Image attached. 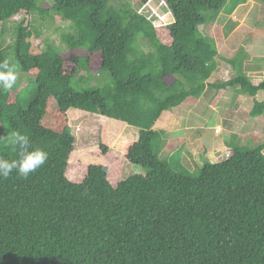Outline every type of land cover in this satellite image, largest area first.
Instances as JSON below:
<instances>
[{
  "label": "trees",
  "instance_id": "1",
  "mask_svg": "<svg viewBox=\"0 0 264 264\" xmlns=\"http://www.w3.org/2000/svg\"><path fill=\"white\" fill-rule=\"evenodd\" d=\"M40 1L0 0L2 24L24 16L11 43L0 27V60L11 52L30 78L24 88L35 86L28 101L17 83L0 91V135L19 129L49 153L27 180L15 173L0 180V264H264V143L248 147L231 137L228 157L203 162L194 175L179 151L159 158L164 131L154 127L163 112L207 88L238 87L253 99L248 115L264 113V94L256 96L264 80L207 81L219 52L200 26L213 23L227 0H163L174 19L166 41L139 11L144 0L118 8L109 0ZM35 13L69 23L61 34L67 53L46 40L43 50L32 44ZM80 70L108 73L111 83L78 89ZM82 114L103 120L106 143L108 129H137L116 170L102 144L76 162L70 121ZM0 154L16 156L3 144ZM122 160L140 172L120 179Z\"/></svg>",
  "mask_w": 264,
  "mask_h": 264
},
{
  "label": "rangeland",
  "instance_id": "2",
  "mask_svg": "<svg viewBox=\"0 0 264 264\" xmlns=\"http://www.w3.org/2000/svg\"><path fill=\"white\" fill-rule=\"evenodd\" d=\"M127 1L129 0H109V3L113 7L118 8L120 4ZM144 1L139 11L145 13V15L151 19L153 26L160 29L159 38L162 41H166L167 33L164 31V27L174 21L173 16L160 0ZM240 1L242 0H227L222 10L219 12L218 16L220 18L216 25L209 23L205 26H200L201 32L216 41L219 52L218 58H216L217 68L207 80L208 82L225 81L239 74H245L255 85H258L260 81L264 80V71H261L264 70V17L262 16V19L259 18L258 20V22L260 21V23L257 24L258 31L249 30L246 32L247 27H244L243 23L236 22L232 17L230 18V24L227 25V19L229 17L226 16L224 12L230 13L232 9L235 10L238 5L237 3ZM49 2L50 0H41L39 5L48 7ZM262 2V7H260L259 10H261V13H264V0ZM161 7L165 8L161 9ZM22 18H24L23 15H17L12 20L10 19L8 23L2 24L4 22H0V27L5 26L6 30L4 35L5 44L11 43L14 37L13 27L16 23L21 21ZM29 19H31L32 28L37 30V35L33 36L31 39L33 45H38L39 49L43 50L46 40L58 46L60 51L64 54L70 50L66 48V45L61 40V34L70 30L68 22L62 21L56 16L53 19H41L38 13H35ZM224 22H226V28L223 24ZM243 40H245V46L242 44ZM253 40H255V44L251 43ZM140 44L144 51L148 50V45L145 41H140ZM77 54L79 55V52ZM6 59H8L11 64H14L13 54L11 52H7ZM228 59L233 61L228 62ZM252 69L261 70L249 73L245 72V70ZM79 74L84 76L82 83L79 84L76 81L73 83L78 89L81 87L100 88L104 85H110L111 83L108 73H101L100 76V73L97 71H92L87 74L83 70H80ZM85 76L87 78H85ZM29 81L30 78L28 76L18 72L16 86L17 90L22 88L21 95L25 101L31 99L35 92L33 83L24 88ZM239 93L238 87H228L218 92L207 88L198 99L187 97L182 104L172 108V110H168V113H164L160 119L162 125L160 126L157 124L156 126V128L159 129L162 127L161 130L164 131L163 134H161L163 142L159 158L167 160L169 158L166 157L171 155L172 152L179 151L181 154V163L189 169V172L196 175L203 162H216L224 158L227 153H230L231 146L226 142H228L229 133H232V131L237 133V135L234 133L235 139L233 142L235 141L239 145L244 144L248 147H252L259 142L264 143V113L257 118L249 116L248 110L252 106V98L245 96V94L243 97L239 98L237 97ZM263 94V92H259L258 95H256L257 99L262 100ZM236 106H240L239 109L243 113L241 117L239 115V118L237 115L233 114ZM219 112H223L225 115L227 114L226 118L234 115L240 121H237L236 127L233 128L234 123L232 122L233 124L231 125L233 127H231L228 124V122L231 123V121L227 122L226 119L224 123H227L226 128L222 126L214 129L216 124L215 115ZM102 123L103 120L93 114H82L71 119L70 127L75 139L74 146L76 151L74 158L76 162H80L88 159V155L94 157L99 153L97 150L102 144L107 150L105 154L107 164L110 163V167L116 170V168H118L116 162L121 159L126 147L137 139V129L126 125L117 133L108 129L105 136L109 140L108 142L111 143L110 144L102 139V133L104 132L102 131ZM242 124H246V126L249 125V129H243ZM196 130H202V134L195 137L197 133ZM157 131L159 132L158 129ZM248 137L251 143L247 140ZM192 139H194V142ZM176 160H178V158H176ZM76 166L77 163L71 168V172H76ZM121 168L122 172L120 174V179L126 178L129 174L140 172V169L129 164L125 160H122Z\"/></svg>",
  "mask_w": 264,
  "mask_h": 264
},
{
  "label": "clouds",
  "instance_id": "3",
  "mask_svg": "<svg viewBox=\"0 0 264 264\" xmlns=\"http://www.w3.org/2000/svg\"><path fill=\"white\" fill-rule=\"evenodd\" d=\"M160 1L166 6L165 1ZM17 80V67L8 59L0 60V91L13 89ZM0 144L7 145L16 153L15 158L0 154V180L9 178L13 173L27 180L49 160V153L44 148L35 146L31 138L19 129L0 135Z\"/></svg>",
  "mask_w": 264,
  "mask_h": 264
},
{
  "label": "crops",
  "instance_id": "4",
  "mask_svg": "<svg viewBox=\"0 0 264 264\" xmlns=\"http://www.w3.org/2000/svg\"><path fill=\"white\" fill-rule=\"evenodd\" d=\"M263 0H242L241 2H239V3H237L238 5L236 6L237 8L234 10V9H232V11L230 12V13H228V12H224V14L226 15V16H228L229 18L227 19V25H229L230 24V21H231V17L234 19V20H236V22H239V23H243V26L244 27H247V29H246V32L247 31H249V30H251V31H254V30H256V31H258V28H257V24L258 23H260V21L258 22V20H259V18H261L262 16L264 17V13H261V10H259V8L260 7H262V4H263V2H262ZM242 4V5H241ZM220 17L218 16L217 18H216V20L213 22V23H211L212 25H216L217 24V21H218V19H219ZM262 19V18H261ZM262 23V22H261ZM224 24V26H225V24H226V22H224L223 23ZM232 24V23H231ZM263 25H264V19H263ZM223 26V25H222ZM225 28H226V26H225ZM244 38V37H243ZM254 41L255 40H253L251 43H253V44H255L254 43ZM216 42V41H215ZM244 46L246 45V43H245V40H243V43H242ZM216 45H217V43H216ZM218 48V47H217ZM242 50V49H241ZM241 52V51H240ZM239 52V53H240ZM238 53V54H239ZM216 68H217V62H216ZM216 70V69H215ZM259 70H261V69H258V70H255V69H252V70H245V72H254V71H259ZM261 71H264V70H261ZM215 72V71H214ZM212 75V74H211ZM211 77V76H210ZM250 81L252 82V80L250 79ZM211 90V89H210ZM218 92V91H217ZM243 95L244 94H240L239 93V95L237 96V97H243ZM258 95V94H257ZM245 96H247V95H245ZM236 97V96H235ZM247 97H250V96H247ZM250 98H252V97H250ZM252 102H253V99H252ZM239 107L240 106H236L235 107V109H234V112H233V114L234 115H237L238 116V118H239V115H240V117L243 115V113H242V111H240V109H239ZM251 109V108H250ZM249 109V110H250ZM249 110H248V112H249ZM169 112H171V111H169ZM166 114V113H168V111H165V112H163L162 114H161V116H160V118L157 120V122H156V124H155V128H156V126H157V124L158 125H162V123H161V121H160V119H161V117H162V115L163 114ZM225 114H223V112L221 113V112H219L218 114H216L215 115V117H216V120H215V122H216V124H215V126H214V129H216V128H220V127H222V126H225V128H226V126H227V123L226 124H224L225 123V120L228 122V121H231V123L230 122H228V124L231 126V127H233L231 124H233L234 123V127L233 128H235L236 126V122L237 121H240L238 118H236L234 115L232 116V117H228V118H226V116H227V114L224 116ZM174 118V117H173ZM176 119V118H175ZM233 122V123H232ZM224 124V125H223ZM249 126V125H248ZM248 126H246V124H242V128L243 129H249V127ZM162 128V127H161ZM221 130V129H220ZM234 130V129H233ZM225 131V130H224ZM226 131H227V129H226ZM196 135H195V137L196 136H200L201 134H202V130L201 131H199V130H196ZM222 133V132H221ZM220 133V134H221ZM234 131H232V133L230 132L229 133V139L231 138V137H235V134L237 135V133H235ZM195 137H192V138H195ZM250 138L248 137L247 138V140H249ZM214 140H216V139H214ZM192 141L194 142V139H192ZM250 141V140H249ZM215 143V142H214ZM189 154V153H188Z\"/></svg>",
  "mask_w": 264,
  "mask_h": 264
},
{
  "label": "built area",
  "instance_id": "5",
  "mask_svg": "<svg viewBox=\"0 0 264 264\" xmlns=\"http://www.w3.org/2000/svg\"><path fill=\"white\" fill-rule=\"evenodd\" d=\"M228 155H229V153H227L225 157H228Z\"/></svg>",
  "mask_w": 264,
  "mask_h": 264
}]
</instances>
